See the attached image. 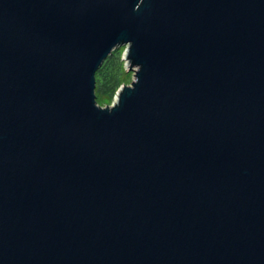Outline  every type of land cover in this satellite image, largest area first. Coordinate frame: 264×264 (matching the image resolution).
<instances>
[{"label":"water","instance_id":"1","mask_svg":"<svg viewBox=\"0 0 264 264\" xmlns=\"http://www.w3.org/2000/svg\"><path fill=\"white\" fill-rule=\"evenodd\" d=\"M0 264H264V0H0Z\"/></svg>","mask_w":264,"mask_h":264},{"label":"trees","instance_id":"2","mask_svg":"<svg viewBox=\"0 0 264 264\" xmlns=\"http://www.w3.org/2000/svg\"><path fill=\"white\" fill-rule=\"evenodd\" d=\"M113 51L96 71L97 97L113 98L123 82L124 62Z\"/></svg>","mask_w":264,"mask_h":264},{"label":"rangeland","instance_id":"3","mask_svg":"<svg viewBox=\"0 0 264 264\" xmlns=\"http://www.w3.org/2000/svg\"><path fill=\"white\" fill-rule=\"evenodd\" d=\"M113 53L115 55L119 56V58L124 62V72L122 74L123 82H122L121 86L122 85H129V84H131L132 81L135 78V71L132 70L130 68V66L128 65V63H127V59H126L127 45H120V46H118L115 49V51H113ZM96 99H97V101H98V103L100 105L105 106V105L112 104L115 101V99H116V95H114L113 98L106 97V96H100V97H96Z\"/></svg>","mask_w":264,"mask_h":264}]
</instances>
